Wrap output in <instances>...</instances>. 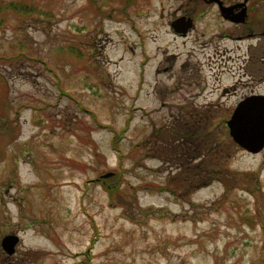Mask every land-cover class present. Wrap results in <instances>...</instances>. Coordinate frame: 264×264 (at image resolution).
Returning a JSON list of instances; mask_svg holds the SVG:
<instances>
[{
	"label": "rangeland",
	"instance_id": "1",
	"mask_svg": "<svg viewBox=\"0 0 264 264\" xmlns=\"http://www.w3.org/2000/svg\"><path fill=\"white\" fill-rule=\"evenodd\" d=\"M237 1L244 25L206 4L174 38L173 0H0L28 7L0 10V241L19 235L0 264H264V148L227 146L240 98L222 93L264 94V0ZM193 120L227 185L168 143Z\"/></svg>",
	"mask_w": 264,
	"mask_h": 264
},
{
	"label": "water",
	"instance_id": "2",
	"mask_svg": "<svg viewBox=\"0 0 264 264\" xmlns=\"http://www.w3.org/2000/svg\"><path fill=\"white\" fill-rule=\"evenodd\" d=\"M230 8L221 7L225 17ZM245 8L239 12L240 21L244 17ZM175 23L184 24V31L190 23H183L181 19ZM173 22V25H175ZM228 134L232 140L243 150L250 153H257L264 148V94H250L242 98L233 109L230 117L226 120ZM19 242V235L7 234L1 241L0 246L5 253L12 255Z\"/></svg>",
	"mask_w": 264,
	"mask_h": 264
},
{
	"label": "flooded vegetation",
	"instance_id": "3",
	"mask_svg": "<svg viewBox=\"0 0 264 264\" xmlns=\"http://www.w3.org/2000/svg\"><path fill=\"white\" fill-rule=\"evenodd\" d=\"M207 5L212 6H216V8L219 10V14L220 16L230 25L232 26V28L235 29V27L237 26H241L244 25L245 22V18L247 15V6L245 4L244 1H237V0H233V1H228L227 0H173V3H170L167 7H165L163 5V7L160 10V14L162 16L163 14V10L166 8L167 9V14L168 17L171 18L167 20L168 22V28H169V33H172L173 37H186L188 36L190 33H192L195 28H196V23H197V16H195L196 13H198L201 10L200 16H203L205 11H202V9L204 10L205 7ZM221 7H225V8H230V10L227 13L228 17H225L222 12H221ZM245 8V12H244V17L242 20L240 21H235L236 18H240L242 16H239V12ZM178 19H181L183 21V23H190V26L184 31L183 28L184 24H179V23H175V21H177ZM173 22L175 23V25H173ZM225 33H223L224 36ZM227 34L231 35L230 32H227ZM225 34V35H227ZM235 38V37H234ZM240 38V36L238 35L236 37V39ZM175 40V39H174ZM167 47L163 46V48L161 49V56L162 58H164L166 61H170V68L165 67L164 72H167V69H172V65L174 64V59L176 58L177 55H175L174 53H168L167 52ZM242 57V55H237L236 59H233V57L228 56L227 58H231L233 59V61H238L239 59ZM169 72V71H168ZM244 75V74H243ZM240 84V83H239ZM235 87L233 84L228 86V87H224L222 89V93L224 95H229V94H233V96H237L238 98H243L246 95V92H242L240 94V92L236 91L238 90V88ZM231 91H235V92H231ZM207 92L204 93V89L202 88L201 91H197L196 94L197 96H201L206 94Z\"/></svg>",
	"mask_w": 264,
	"mask_h": 264
},
{
	"label": "trees",
	"instance_id": "4",
	"mask_svg": "<svg viewBox=\"0 0 264 264\" xmlns=\"http://www.w3.org/2000/svg\"><path fill=\"white\" fill-rule=\"evenodd\" d=\"M4 8H9L13 11H18V12L19 11H26L28 9V7L25 4H20L17 2H8L5 5L0 4V10H2ZM5 60H11V59L9 57H5ZM5 99H6V95L4 97V100ZM197 114H199V113H197ZM0 118L2 119V121H0V136H5L8 140H10V138H13V133L15 132V129H16L15 123H13V121L9 118V115L6 112L3 113L2 115H0ZM195 121L193 120V123H191L192 131L190 133H187L186 129L178 130L177 133L172 132V131L170 133H168V134H170V137L169 138L167 137L168 143L178 142L181 146L183 143H189L193 146V148L196 147L197 151H199V154H200L198 157L199 161L197 163V169H198L197 172L206 171L208 173V175L211 176V178L220 179L223 183H225L227 185V181L225 179V177L227 176V170L225 167L223 168V163L214 162V163L209 164V162L207 163L206 161H204V156L206 157L209 155H214L213 158H215V157L220 158V157H218V154L220 151H217V149L219 148V143H218L216 137L213 135L212 132L202 134V132H200V131L202 130L201 127L204 124H202L198 120L196 122ZM181 131H184V133H182ZM163 137H165V135H163L161 138H163ZM0 140H1V138H0ZM163 142H165L167 144V141H163ZM227 142H228V145H227L228 147H230V146L232 147V145L233 146L235 145V143L233 141L231 143H229V139ZM158 143H159V141H158ZM165 143H163V144H165ZM210 146L212 147V149H210L211 148ZM162 148H163V146L160 145V147H158L157 152H159ZM203 150H204V152H203ZM224 158H228V156H225ZM204 162L206 164H204ZM209 165H211L210 169H209ZM109 186H105L107 188L108 193L110 195L114 194V192H115L114 185L109 183ZM23 254H26L30 259H32V257L35 258L37 255L36 251H25V252H23Z\"/></svg>",
	"mask_w": 264,
	"mask_h": 264
}]
</instances>
